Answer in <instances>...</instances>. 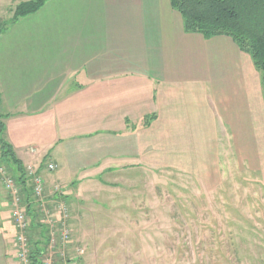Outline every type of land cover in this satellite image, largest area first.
<instances>
[{"label":"crops","instance_id":"obj_1","mask_svg":"<svg viewBox=\"0 0 264 264\" xmlns=\"http://www.w3.org/2000/svg\"><path fill=\"white\" fill-rule=\"evenodd\" d=\"M0 95L29 186L33 172L49 188L150 166L204 173L212 191L232 172L222 158L264 142L251 57L229 37L187 33L171 0H49L0 35ZM52 152L55 173L41 165ZM11 213L0 175V264H23Z\"/></svg>","mask_w":264,"mask_h":264},{"label":"rangeland","instance_id":"obj_2","mask_svg":"<svg viewBox=\"0 0 264 264\" xmlns=\"http://www.w3.org/2000/svg\"><path fill=\"white\" fill-rule=\"evenodd\" d=\"M25 1L30 0H0V29L9 25L16 7ZM254 140L251 146L244 144L242 157L229 153V159L222 158L224 170L229 171L226 165L231 164L232 172L223 179L217 175L218 188L212 191L204 173L150 166L72 175L75 182L69 186L47 187L49 198L60 187L62 195L56 196L70 209L72 240L66 260L70 264H264V142L259 137ZM223 143L218 144L221 153ZM54 155L42 162V168L50 162L57 165L52 158L60 162ZM0 167L16 179L18 170L12 162L0 160ZM79 181L81 188L75 185ZM34 233L36 240L39 231Z\"/></svg>","mask_w":264,"mask_h":264},{"label":"trees","instance_id":"obj_3","mask_svg":"<svg viewBox=\"0 0 264 264\" xmlns=\"http://www.w3.org/2000/svg\"><path fill=\"white\" fill-rule=\"evenodd\" d=\"M48 1L21 2L16 7L9 25L0 29V35L10 25L39 12ZM171 5L183 17L184 29L187 33L201 34L207 39L219 36L229 37L242 52L249 55L260 74L264 96V0H171ZM1 102L0 95V105ZM7 117L0 113V158L12 162L17 167L16 180L24 187L26 198H30L31 188L28 184L27 173L12 146L4 138V119ZM154 119V115L148 117L144 126H150ZM29 213L34 217L33 231L35 229L39 231L38 239L31 237L36 247L32 254V264H40L42 254L40 244L46 246L47 235L45 227L39 223L40 214L36 207H29Z\"/></svg>","mask_w":264,"mask_h":264},{"label":"built area","instance_id":"obj_4","mask_svg":"<svg viewBox=\"0 0 264 264\" xmlns=\"http://www.w3.org/2000/svg\"><path fill=\"white\" fill-rule=\"evenodd\" d=\"M57 165L49 163L46 171L52 173L57 170ZM0 175L5 191L11 199L12 221L17 230L16 245L17 257L23 264H32V254L36 250L31 241L30 231L34 223V217L29 213V207H36L40 214L39 223L46 231V246L41 245L42 254L40 264H70L67 252L72 240L70 227V209L66 202L59 200L56 195L62 191L55 188V195L51 198L47 195V182L37 172L31 173L30 198H26L24 187L17 182L12 174L0 167Z\"/></svg>","mask_w":264,"mask_h":264}]
</instances>
